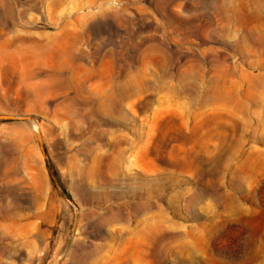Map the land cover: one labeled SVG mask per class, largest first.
<instances>
[{"label":"rangeland","instance_id":"374dc122","mask_svg":"<svg viewBox=\"0 0 264 264\" xmlns=\"http://www.w3.org/2000/svg\"><path fill=\"white\" fill-rule=\"evenodd\" d=\"M0 264H264V0H0Z\"/></svg>","mask_w":264,"mask_h":264},{"label":"bare ground","instance_id":"6f19581e","mask_svg":"<svg viewBox=\"0 0 264 264\" xmlns=\"http://www.w3.org/2000/svg\"><path fill=\"white\" fill-rule=\"evenodd\" d=\"M235 99H237V95L231 90V88H226L217 84L215 86H212L205 92L202 100L231 102Z\"/></svg>","mask_w":264,"mask_h":264}]
</instances>
